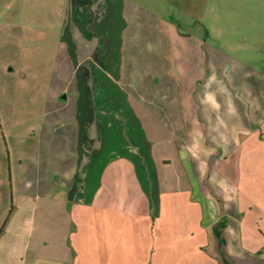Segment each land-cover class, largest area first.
<instances>
[{
  "label": "rangeland",
  "instance_id": "obj_1",
  "mask_svg": "<svg viewBox=\"0 0 264 264\" xmlns=\"http://www.w3.org/2000/svg\"><path fill=\"white\" fill-rule=\"evenodd\" d=\"M124 5L122 10L118 0H113L106 8L108 18L95 17L91 22L87 15L80 16L71 0H0V241L2 236L4 240L0 256L12 255L17 249L21 258L72 256L86 264H206L207 258L200 252L190 257L183 249L182 239L188 237L189 227L175 222L190 216V211L191 217L200 216L190 192H176L175 178L182 164L177 159L182 148L176 142L181 130L178 112L164 111L172 120L167 128L152 125L162 122L148 118L138 126L151 140L161 132L165 138L176 137L175 142L149 144L136 138L132 116L143 111L133 85H148L142 78H128L134 84L125 88L123 121L108 133L115 141L108 139L106 145L117 144L122 150L138 146L153 152L158 172L168 179L160 207L153 204L149 214L136 206L126 212L97 210L101 218L94 215L76 220L78 227L71 230L66 229V211L81 208L55 196L31 198L19 193L25 171L19 168L21 160L25 165L33 155L36 158L33 151L37 147L50 146L56 151L47 153L46 161L64 167L72 161L67 152L78 145L71 114L78 98L83 103L85 96L84 91H74L80 85L75 61L80 50L78 42L69 37L94 38L96 43L89 45L93 48L82 44L81 49L96 54L120 52L132 67L158 71L157 94L150 97L162 105L166 97L179 106L177 87H169L164 69L170 43L177 45L161 21L165 18L181 32L201 37L212 54L220 50L230 56L222 61V82H217L214 91L218 104L213 109L216 101L208 100L202 110L204 115L207 110L217 112L212 114L216 120L210 126L222 143L212 161L217 170L212 182L218 189L225 180L228 186L222 189L239 195L241 207L248 208L244 224L258 235L252 239L246 232L245 243L251 238L254 248L260 246L264 251V0H126ZM119 38L124 39L121 48ZM154 60L156 64L151 63ZM51 119L61 126L54 134L48 130ZM85 143L82 140L81 147L89 146ZM162 156L171 160L168 168ZM178 198L183 199L181 207L172 203ZM85 211L95 213L91 208Z\"/></svg>",
  "mask_w": 264,
  "mask_h": 264
},
{
  "label": "crops",
  "instance_id": "obj_2",
  "mask_svg": "<svg viewBox=\"0 0 264 264\" xmlns=\"http://www.w3.org/2000/svg\"><path fill=\"white\" fill-rule=\"evenodd\" d=\"M124 1L126 0H118L122 10H125ZM71 2L80 16L85 14L87 19L93 22L95 17L99 20L103 17L108 18L109 12L106 8L112 5L113 0H71ZM161 21L168 31H171L170 40L177 44L170 43V54L173 53V55L167 54L166 56L165 53L167 65L164 69L170 79L169 87H177V91L174 90L180 98L179 106H174L171 99L166 97L162 101L163 105L150 97L155 92L157 94L158 71L153 72L148 68V71L143 72L144 70L140 68L132 67L129 64L130 59L128 62L120 52L114 55L105 52L96 54L81 49L82 44L86 48H93V45H89L96 43L94 38L78 40L76 36L69 37L71 42H78L77 44L80 45L77 46L80 51L75 54L76 66L80 71L77 73L80 75V85L74 91H84L85 96L83 103L80 102L81 97L78 101L75 98L77 107L75 103L71 114L72 123L70 125L73 126L75 144L77 142L78 145L73 146L67 152L71 155L72 161L65 163L64 167H54L50 164V160L46 161V154L56 151V147L50 146L37 147L33 151L37 155L36 158L33 155L31 161L25 165L21 160L19 168H25V171L20 180L19 193L30 195L31 198L49 199L55 196L62 203H70L75 209L81 208L76 211L70 208L66 211V229L71 230L78 227L76 220H83L85 217L94 215L96 219L101 218V214L95 212L97 210L126 212L134 210L136 206L149 214L153 204L157 206L158 203L160 207V202H163L162 193L167 192L168 179L161 176V170L158 172V162L153 152L147 149L139 150L138 146L122 150L117 144L106 145L108 139L115 141L108 136V133L111 130L114 132V129L123 121V101L125 92H127L125 88L134 84L128 78L130 75L133 78H142V83L146 82L148 85L145 87L138 85L137 88L133 85V93L138 96L137 101L142 102L139 104L142 105L143 111V114L139 112L132 116L138 141L143 140L149 144L151 142H175L176 137L165 138L161 132H158L156 140H151L143 130V133L140 132L138 126L144 125V120L148 118L150 121L162 122L152 125L167 128L171 126L170 121L172 120L170 117L167 118L164 111L178 112L177 123L181 130L176 142L182 145V148L178 149L177 159L182 164L175 178L176 192L180 193L183 189L189 191L191 201L198 204L200 210L199 217H191L192 212L190 211V216L184 220L175 221L187 224L189 227L188 237L182 239L183 249L187 250L190 257L197 256L200 252L205 259L207 258L206 264H264V251L261 247L254 248L252 243L254 240L251 238H249L251 242L245 243L246 232L249 237L253 236L252 239L258 236L255 231L249 230L244 224L248 208L241 207L239 195L228 188L222 189V186H228V183L222 180L223 174L220 176L222 185H219L218 189L214 186L217 170L212 161L217 159L218 149L222 145L212 133V125L210 126L216 120L212 114L217 113L213 110L214 104H218L214 91L217 82L222 79V61L228 60L230 56L220 50L212 54L205 48L201 37L181 32L167 18ZM118 40L121 48L124 39L119 38ZM151 63L156 64L157 62L154 60ZM171 93H168L170 97ZM208 100L216 102L213 103V112L207 110L204 115V105H207ZM155 109H158L156 115L154 114ZM211 120L213 123H210ZM48 128L49 134H54L60 131L61 126H58L56 119L55 121L51 119ZM84 139L87 140L85 144L89 146L81 147ZM161 158L164 160V166L168 168L171 160H167L166 156ZM12 179L14 180L13 174ZM58 181L62 183L59 184ZM172 203L176 207H181L183 199H175ZM86 208L94 209V212L98 214L85 211ZM42 223L44 224L45 221L42 220ZM175 239L178 240L174 236L173 240ZM3 242L2 236L1 251H3L1 248L4 246ZM16 251L17 249H14L12 255L0 256V264H86L72 256H66L63 259L34 255L21 258Z\"/></svg>",
  "mask_w": 264,
  "mask_h": 264
},
{
  "label": "trees",
  "instance_id": "obj_3",
  "mask_svg": "<svg viewBox=\"0 0 264 264\" xmlns=\"http://www.w3.org/2000/svg\"><path fill=\"white\" fill-rule=\"evenodd\" d=\"M220 226H221V224H220Z\"/></svg>",
  "mask_w": 264,
  "mask_h": 264
}]
</instances>
